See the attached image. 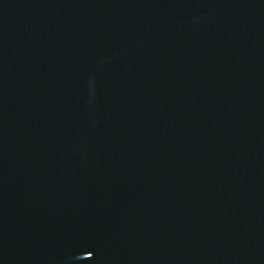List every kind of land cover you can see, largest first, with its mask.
Wrapping results in <instances>:
<instances>
[{
	"label": "water",
	"instance_id": "obj_1",
	"mask_svg": "<svg viewBox=\"0 0 264 264\" xmlns=\"http://www.w3.org/2000/svg\"><path fill=\"white\" fill-rule=\"evenodd\" d=\"M0 264H264V0H0Z\"/></svg>",
	"mask_w": 264,
	"mask_h": 264
}]
</instances>
